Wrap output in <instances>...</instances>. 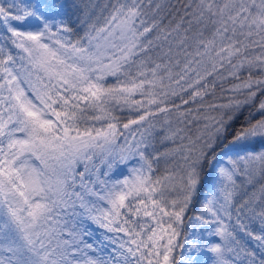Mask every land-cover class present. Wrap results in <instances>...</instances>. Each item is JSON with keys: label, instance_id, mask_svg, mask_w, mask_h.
<instances>
[{"label": "snow or ice", "instance_id": "obj_1", "mask_svg": "<svg viewBox=\"0 0 264 264\" xmlns=\"http://www.w3.org/2000/svg\"><path fill=\"white\" fill-rule=\"evenodd\" d=\"M209 261L264 264V0H0V264Z\"/></svg>", "mask_w": 264, "mask_h": 264}, {"label": "trees", "instance_id": "obj_2", "mask_svg": "<svg viewBox=\"0 0 264 264\" xmlns=\"http://www.w3.org/2000/svg\"><path fill=\"white\" fill-rule=\"evenodd\" d=\"M96 2L99 4V5H103V3L105 2V0H96ZM172 3L176 6V7H179L181 3H183V0H180L179 3H177V0H172ZM79 17V14L77 15H74L70 18V20L68 21V23L72 26L73 28V37L75 38L76 36L78 35H82L83 33V30L85 28V25L82 24L80 22V19L78 18ZM243 75V74H242ZM110 80L112 78H109ZM246 111H242L239 115V119L237 121H235L234 123H240L243 121L244 119V116L246 115ZM117 115L120 116L121 120L124 119V117L127 115L126 113H117ZM157 147L159 148L160 151H166L170 148H174V147H178V142L177 144H172L171 142H164L162 144H157ZM123 167V166H121ZM161 168H163V164H161ZM199 213V208L197 207L196 209L192 210L189 215H194V214H198ZM186 229L188 227V220L186 219L185 221V226H184ZM253 227H256V225H253ZM93 230L96 231L97 233V236H100L102 234V230H99V229H95V226H92ZM87 238V237H86ZM211 239V238H209ZM247 239V238H245ZM255 245V242H250L249 246L250 247H254ZM211 255V254H209ZM209 264H211V261H209Z\"/></svg>", "mask_w": 264, "mask_h": 264}, {"label": "rangeland", "instance_id": "obj_3", "mask_svg": "<svg viewBox=\"0 0 264 264\" xmlns=\"http://www.w3.org/2000/svg\"><path fill=\"white\" fill-rule=\"evenodd\" d=\"M123 167H126V166H123ZM123 167H122V168H123Z\"/></svg>", "mask_w": 264, "mask_h": 264}]
</instances>
